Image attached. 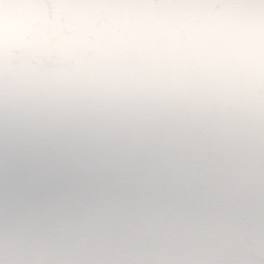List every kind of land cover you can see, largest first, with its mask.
Returning a JSON list of instances; mask_svg holds the SVG:
<instances>
[{
	"label": "clouds",
	"instance_id": "obj_1",
	"mask_svg": "<svg viewBox=\"0 0 264 264\" xmlns=\"http://www.w3.org/2000/svg\"><path fill=\"white\" fill-rule=\"evenodd\" d=\"M0 264H264V0H0Z\"/></svg>",
	"mask_w": 264,
	"mask_h": 264
}]
</instances>
